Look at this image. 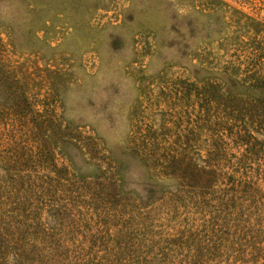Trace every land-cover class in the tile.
Here are the masks:
<instances>
[{
	"label": "rangeland",
	"instance_id": "obj_1",
	"mask_svg": "<svg viewBox=\"0 0 264 264\" xmlns=\"http://www.w3.org/2000/svg\"><path fill=\"white\" fill-rule=\"evenodd\" d=\"M0 264H264V0H0Z\"/></svg>",
	"mask_w": 264,
	"mask_h": 264
},
{
	"label": "clouds",
	"instance_id": "obj_2",
	"mask_svg": "<svg viewBox=\"0 0 264 264\" xmlns=\"http://www.w3.org/2000/svg\"><path fill=\"white\" fill-rule=\"evenodd\" d=\"M129 186L137 191L141 190L142 169L134 162L130 164L128 172Z\"/></svg>",
	"mask_w": 264,
	"mask_h": 264
},
{
	"label": "trees",
	"instance_id": "obj_3",
	"mask_svg": "<svg viewBox=\"0 0 264 264\" xmlns=\"http://www.w3.org/2000/svg\"><path fill=\"white\" fill-rule=\"evenodd\" d=\"M199 100H203V99H205V96H200V98H198Z\"/></svg>",
	"mask_w": 264,
	"mask_h": 264
}]
</instances>
